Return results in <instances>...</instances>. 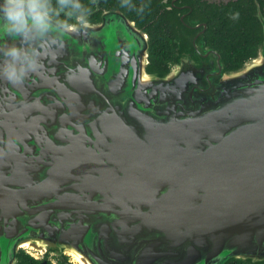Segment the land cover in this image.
Segmentation results:
<instances>
[{
	"label": "water",
	"instance_id": "water-1",
	"mask_svg": "<svg viewBox=\"0 0 264 264\" xmlns=\"http://www.w3.org/2000/svg\"><path fill=\"white\" fill-rule=\"evenodd\" d=\"M256 15L262 41L236 70L188 17L170 70L149 71L148 33L113 8L52 33L22 84L0 77V264L22 249L64 264H263ZM12 43L27 46L0 32Z\"/></svg>",
	"mask_w": 264,
	"mask_h": 264
},
{
	"label": "trees",
	"instance_id": "trees-1",
	"mask_svg": "<svg viewBox=\"0 0 264 264\" xmlns=\"http://www.w3.org/2000/svg\"><path fill=\"white\" fill-rule=\"evenodd\" d=\"M80 3L85 6L80 10L82 13L87 14L88 9L91 10V16L87 18L89 21H99L104 9L117 8L144 29L150 38L149 71L164 74L175 63L178 33L188 32V28L178 19L175 21L163 18L159 14L157 0H80ZM52 4L59 7L57 0H52ZM258 9L253 13L236 8L212 11L211 21L200 10H194L189 17L207 23L205 31L207 44L220 52L226 70H236L257 54L262 41L260 19L256 15ZM260 10L264 14V10L261 8ZM236 13H239V16L234 19ZM59 19L65 20L67 17L61 13ZM72 20L68 19V24L72 23ZM44 260H47L46 264H64L68 257L55 263L48 254L43 258H37L22 249L17 264H41ZM228 264L252 263L232 259Z\"/></svg>",
	"mask_w": 264,
	"mask_h": 264
},
{
	"label": "clouds",
	"instance_id": "clouds-1",
	"mask_svg": "<svg viewBox=\"0 0 264 264\" xmlns=\"http://www.w3.org/2000/svg\"><path fill=\"white\" fill-rule=\"evenodd\" d=\"M59 7H54L52 0H3L0 3V32L27 42V46H0L3 49L4 62L0 64V77L13 84H22L30 72L39 67L41 49L44 45L56 43L52 33L75 30L68 19H75L81 27L88 26L87 16L80 10L85 6L80 0H57ZM143 11V6H141ZM63 13L67 19H59ZM239 13L234 15L238 18Z\"/></svg>",
	"mask_w": 264,
	"mask_h": 264
},
{
	"label": "flooded vegetation",
	"instance_id": "flooded-vegetation-1",
	"mask_svg": "<svg viewBox=\"0 0 264 264\" xmlns=\"http://www.w3.org/2000/svg\"><path fill=\"white\" fill-rule=\"evenodd\" d=\"M159 14L165 19L184 22L194 10H200L211 21L212 11L236 8L247 13L264 10V0H157ZM43 258V257H42ZM57 263V262H56Z\"/></svg>",
	"mask_w": 264,
	"mask_h": 264
},
{
	"label": "rangeland",
	"instance_id": "rangeland-1",
	"mask_svg": "<svg viewBox=\"0 0 264 264\" xmlns=\"http://www.w3.org/2000/svg\"><path fill=\"white\" fill-rule=\"evenodd\" d=\"M33 253H34V255L36 256V257H39V258H42V257H44V255H42L41 253H39V252H36L35 250H31ZM50 256V258L56 263V262H58V260H60V257H58V256H54V255H49ZM69 258V262H71V259H70V257H68Z\"/></svg>",
	"mask_w": 264,
	"mask_h": 264
}]
</instances>
